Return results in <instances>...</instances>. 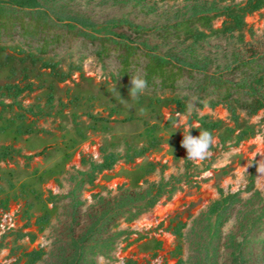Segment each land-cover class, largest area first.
<instances>
[{
	"label": "rangeland",
	"instance_id": "obj_1",
	"mask_svg": "<svg viewBox=\"0 0 264 264\" xmlns=\"http://www.w3.org/2000/svg\"><path fill=\"white\" fill-rule=\"evenodd\" d=\"M256 139L264 0H0V264H264Z\"/></svg>",
	"mask_w": 264,
	"mask_h": 264
},
{
	"label": "trees",
	"instance_id": "obj_2",
	"mask_svg": "<svg viewBox=\"0 0 264 264\" xmlns=\"http://www.w3.org/2000/svg\"><path fill=\"white\" fill-rule=\"evenodd\" d=\"M232 117L234 118V120H236V118H237L235 113H233V112H232ZM218 124H219L218 122H212V123L203 122L201 125L203 127V130L208 131L207 129L215 128ZM239 139H241V136L239 137ZM115 159H116V157L114 154H108L104 158L102 163L92 164L91 169L92 170H98V171H101L103 169H108L111 167V165L115 161ZM254 165H255V163L253 162L251 173H250V178H249L250 187H252V185L254 183V172H253ZM158 194H160V192ZM237 195H238V192L228 193L226 195H222L220 198H218V199H216L210 203V205L208 206L207 213L209 215H215V220L213 223L214 229H217L218 225L222 222L223 216L226 214L228 208L236 201ZM38 221H40V219ZM183 226H184V224L182 222H178L175 230L179 231ZM241 244L242 243H240V242L238 243V246L240 248L242 246ZM239 251L241 254L238 252V255L241 259L242 252H241V250H239ZM42 254H43L42 250H32L30 252L24 253L22 256L27 257V262L32 264V263H35L37 260H39Z\"/></svg>",
	"mask_w": 264,
	"mask_h": 264
},
{
	"label": "clouds",
	"instance_id": "obj_3",
	"mask_svg": "<svg viewBox=\"0 0 264 264\" xmlns=\"http://www.w3.org/2000/svg\"><path fill=\"white\" fill-rule=\"evenodd\" d=\"M146 86V81L142 78L130 79V94L136 96L141 93ZM196 128L195 125L186 126L183 129V138L181 140V146L186 150V158L189 160H203L209 150V147L213 143V136L206 130H199L198 135H192L190 129Z\"/></svg>",
	"mask_w": 264,
	"mask_h": 264
},
{
	"label": "bare ground",
	"instance_id": "obj_4",
	"mask_svg": "<svg viewBox=\"0 0 264 264\" xmlns=\"http://www.w3.org/2000/svg\"><path fill=\"white\" fill-rule=\"evenodd\" d=\"M255 143L257 144V151L260 153V156H261V158L259 159L260 166L258 168V171H259L260 175L258 178V182H259L260 186H264V149H263V146H262L260 139H256ZM210 192L211 191L206 190L205 194L210 195ZM179 201H180V196H177V198H175V200L171 204H169L167 206H158L156 208L155 212L158 215H163L164 213L169 212L170 210H173L174 207L176 208ZM151 222H152V220L139 221L137 228H140L141 226H144V225L147 226ZM170 239H171L170 235L165 236L166 242H169Z\"/></svg>",
	"mask_w": 264,
	"mask_h": 264
},
{
	"label": "water",
	"instance_id": "obj_5",
	"mask_svg": "<svg viewBox=\"0 0 264 264\" xmlns=\"http://www.w3.org/2000/svg\"><path fill=\"white\" fill-rule=\"evenodd\" d=\"M145 220H152V222H157L158 217L154 215H148V216L143 217L140 221H145ZM138 223L139 221L134 224L136 228H137Z\"/></svg>",
	"mask_w": 264,
	"mask_h": 264
}]
</instances>
